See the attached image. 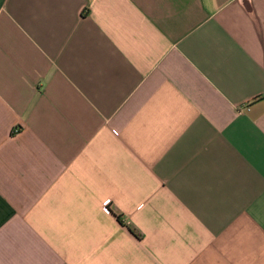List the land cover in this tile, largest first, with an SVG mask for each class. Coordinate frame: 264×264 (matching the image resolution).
I'll return each instance as SVG.
<instances>
[{"label": "crops", "instance_id": "crops-1", "mask_svg": "<svg viewBox=\"0 0 264 264\" xmlns=\"http://www.w3.org/2000/svg\"><path fill=\"white\" fill-rule=\"evenodd\" d=\"M0 264H264V0H0Z\"/></svg>", "mask_w": 264, "mask_h": 264}]
</instances>
